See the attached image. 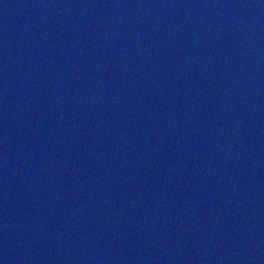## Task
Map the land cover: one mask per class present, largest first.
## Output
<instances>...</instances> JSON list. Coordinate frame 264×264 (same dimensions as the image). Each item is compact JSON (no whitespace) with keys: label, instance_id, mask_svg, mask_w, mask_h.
Returning a JSON list of instances; mask_svg holds the SVG:
<instances>
[{"label":"water","instance_id":"95a60500","mask_svg":"<svg viewBox=\"0 0 264 264\" xmlns=\"http://www.w3.org/2000/svg\"><path fill=\"white\" fill-rule=\"evenodd\" d=\"M0 264H264V0H0Z\"/></svg>","mask_w":264,"mask_h":264}]
</instances>
